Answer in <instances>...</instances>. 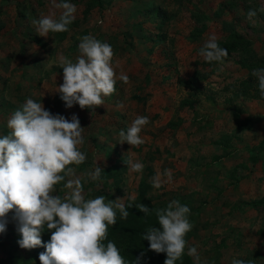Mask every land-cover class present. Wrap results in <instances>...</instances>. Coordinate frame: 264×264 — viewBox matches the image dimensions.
<instances>
[{
  "label": "rangeland",
  "instance_id": "1",
  "mask_svg": "<svg viewBox=\"0 0 264 264\" xmlns=\"http://www.w3.org/2000/svg\"><path fill=\"white\" fill-rule=\"evenodd\" d=\"M85 1L69 0L76 6L75 18L57 41L55 33L39 36L32 24L52 12L58 18L54 0H0V138L8 134L11 114L29 98L52 115L68 120L75 115L85 128L86 161L70 166L82 179L86 199L104 195L106 202L126 204L143 180L155 204L176 199L190 214L195 208L186 240L202 261L231 264L238 258L264 264V212L261 206L253 209L264 197V97L248 68L264 56V0H100V7L90 9ZM151 8L165 11L164 17L157 20ZM194 9L208 16L201 42L212 34L220 40L234 29L250 41L254 57L236 52L223 62H206L188 35ZM249 10L257 12L253 20L247 18ZM89 34L114 51L116 91L95 109L66 108L57 93L63 83L60 58L75 62L80 40ZM120 73L129 83L119 80ZM195 74L199 80L191 89L182 85ZM184 100L192 102L181 105ZM137 116L149 118L140 133L144 143L120 144L119 131ZM260 141L262 161L246 162ZM127 160L143 163V171L131 172ZM96 165L102 174L92 181L83 174ZM158 176L164 182L155 188ZM56 189L57 195L66 194L63 184ZM12 216L0 233V264L39 262V247L19 246Z\"/></svg>",
  "mask_w": 264,
  "mask_h": 264
},
{
  "label": "clouds",
  "instance_id": "2",
  "mask_svg": "<svg viewBox=\"0 0 264 264\" xmlns=\"http://www.w3.org/2000/svg\"><path fill=\"white\" fill-rule=\"evenodd\" d=\"M56 13L33 19L39 36L63 33L69 30L76 13L75 4L69 0L53 3ZM247 18L253 20L256 10H249ZM79 54L75 62L61 56L63 83L57 93L66 108L79 105L81 109H95L104 104L105 97L116 91L117 73L113 67L114 51L110 44L101 42L93 35H85L78 45ZM206 62H223L228 50L219 46L217 36L210 35L198 50ZM258 88L264 97V68L252 71ZM119 80L127 84L129 78L120 73ZM149 123L146 116H137L127 128L120 130V144L140 146L144 143L140 133ZM8 134L0 138V233L8 222L17 224L21 236L18 241L22 249H45L39 255L40 264H129L112 241L105 243L109 226L116 224L117 210L121 219L129 216L128 208L117 202H106L104 195L86 199L83 182L76 169L70 165H81L86 154L81 151L84 143L79 119L71 120L52 115L41 102L27 99L7 120ZM131 172H142L144 164L127 160ZM102 169L97 165L83 175L96 181ZM167 181L172 179L170 169L163 173ZM162 179L154 178L153 186L160 188ZM63 184L66 194H56V186ZM135 207L145 216L154 214L159 228L149 227L141 236L148 241L149 250L166 254L164 264H177L185 255L192 257L194 264L202 261L195 246L188 247L186 236L192 230L189 220L190 208L173 199L165 208L149 209L143 204ZM45 226L51 232L50 240L43 243L41 233ZM139 264V258L134 261ZM231 264H252L251 260L234 258Z\"/></svg>",
  "mask_w": 264,
  "mask_h": 264
},
{
  "label": "trees",
  "instance_id": "3",
  "mask_svg": "<svg viewBox=\"0 0 264 264\" xmlns=\"http://www.w3.org/2000/svg\"><path fill=\"white\" fill-rule=\"evenodd\" d=\"M85 4H87L86 5L87 9L92 8V6H98V7L101 6L100 0H87L85 1ZM148 10L154 12V14L157 16V20H160L164 17L165 11H162L160 8H154V9L151 8ZM189 18L192 22V28H191V33L188 35L190 37V40L197 42L198 45L197 50H199V48L202 47L204 43L201 42V35L206 26V22L208 21V16L205 13L197 9H194L193 11L190 12ZM55 35H57L56 40L60 41L63 39L64 32L55 33ZM218 43L220 47L226 48L228 50V54L238 52L242 55H245L246 57H249V59H252L254 57V53L250 41L245 37H243L242 35H240L234 29H232L226 37H223L220 40H218ZM248 68L250 72H252L254 69L257 68H264V56L258 58L257 60H254L253 63H250L248 65ZM197 80H199V78L197 74H195L193 77L189 79L188 82L182 81V85L185 86L187 85L188 88L191 89L192 86L195 84V82H197ZM244 94L245 93H243V95ZM191 102L188 100H184L183 102L181 101V105H186V104L190 105ZM235 129L236 131H241L240 129H243V126H236ZM228 139L229 137H227V140ZM261 143L262 141H260L258 144H256L253 147L254 154L250 152L248 154V158L246 162L249 163L251 162L252 164H254L255 162L262 161L260 157V151L263 144ZM148 189H149V185L143 182V180H141L138 183L136 198L132 202L124 204L126 208L127 205L129 204L133 205L131 208L127 209L129 211V216L127 217V219H121L119 210H117L116 224L114 226H109L108 229V237L105 243H107L108 241L114 242L118 247V249L120 250L121 255L125 258L126 261L129 262V264H134V261L137 258H139V264H164V260L166 259V254L164 253L157 254L153 251H150L148 246V241L141 240L142 234L149 227L159 228V225H158V220L154 214L145 216L135 207V205L143 204L147 206L149 209L167 207V204L164 203L161 205L155 204L153 202L154 197L148 194ZM255 201L256 202L253 209H256L257 207L261 206V211L263 210L264 212V197L259 199L257 198ZM194 210L195 208L193 209V213L189 215V218L193 219V217H195ZM50 236H51V232L47 230L45 226L44 231H42L41 233V238L43 243L46 244L47 242H49ZM39 250L41 253L45 251L43 247H39ZM20 264H40V261L38 262L35 258L33 259V262L24 261L21 262ZM177 264H194V261L191 259L190 256L187 255L185 250V255L182 257L181 260L177 261Z\"/></svg>",
  "mask_w": 264,
  "mask_h": 264
}]
</instances>
